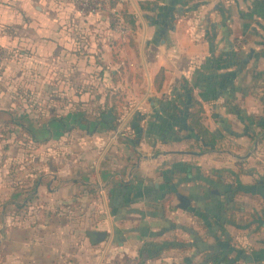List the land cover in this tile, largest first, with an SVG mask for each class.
<instances>
[{
	"label": "crops",
	"instance_id": "crops-1",
	"mask_svg": "<svg viewBox=\"0 0 264 264\" xmlns=\"http://www.w3.org/2000/svg\"><path fill=\"white\" fill-rule=\"evenodd\" d=\"M116 7L0 0V264H264V0Z\"/></svg>",
	"mask_w": 264,
	"mask_h": 264
},
{
	"label": "trees",
	"instance_id": "trees-1",
	"mask_svg": "<svg viewBox=\"0 0 264 264\" xmlns=\"http://www.w3.org/2000/svg\"><path fill=\"white\" fill-rule=\"evenodd\" d=\"M119 0H109L110 5L114 6ZM125 17L128 19V21L131 22V24L134 23L133 16L126 14ZM163 81V71L159 70V72L154 77V86L156 90H159L161 88V84ZM185 118L188 124V127L191 131L190 136L194 138L197 142H200L204 147H212L216 140L219 138L217 134H215L213 131L208 130V128L203 124L202 122V114H203V108L201 102L195 97L193 88L191 86L185 85ZM104 111H111L114 115V118H116V111L113 110V108L106 109ZM104 111L101 112V115L104 113ZM264 118V116H263ZM101 119V118H100ZM115 120V119H114ZM104 120H100V122H103ZM104 123L107 126H114L113 122H106ZM112 124V125H111ZM264 131V127H263ZM222 261H224L225 264H235V261H229L228 257L226 255H222Z\"/></svg>",
	"mask_w": 264,
	"mask_h": 264
},
{
	"label": "built area",
	"instance_id": "built-area-1",
	"mask_svg": "<svg viewBox=\"0 0 264 264\" xmlns=\"http://www.w3.org/2000/svg\"><path fill=\"white\" fill-rule=\"evenodd\" d=\"M79 15H97L107 13L111 27L119 32L125 33L124 17L116 5L111 6L109 0H69Z\"/></svg>",
	"mask_w": 264,
	"mask_h": 264
},
{
	"label": "rangeland",
	"instance_id": "rangeland-1",
	"mask_svg": "<svg viewBox=\"0 0 264 264\" xmlns=\"http://www.w3.org/2000/svg\"><path fill=\"white\" fill-rule=\"evenodd\" d=\"M20 102H22V101L20 100ZM32 104H36V101H32ZM20 126H21L20 121H18V123L16 121H14V122H11V124H10V120L7 122H3L0 125V130H4V133H2L0 135V146L7 147L8 145H10V136H9L10 130H12L13 128H20ZM7 133H8V136H7ZM13 138H14V140L16 139V142L22 141V136H20V135H15ZM6 170L10 174V164H8V163L6 165ZM7 213L8 214L2 213V214H4V216H2L0 214V230L5 231L6 227L7 228L10 227V223H16L19 220V218H16L18 220L10 218V210L7 211ZM0 248H1V245H0ZM0 252H2V249H0Z\"/></svg>",
	"mask_w": 264,
	"mask_h": 264
},
{
	"label": "water",
	"instance_id": "water-1",
	"mask_svg": "<svg viewBox=\"0 0 264 264\" xmlns=\"http://www.w3.org/2000/svg\"><path fill=\"white\" fill-rule=\"evenodd\" d=\"M180 200H181L180 207H181V208H185L186 205H187V200H186L185 198H181Z\"/></svg>",
	"mask_w": 264,
	"mask_h": 264
}]
</instances>
